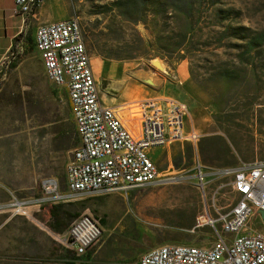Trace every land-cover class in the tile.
I'll return each instance as SVG.
<instances>
[{
	"label": "rangeland",
	"instance_id": "1",
	"mask_svg": "<svg viewBox=\"0 0 264 264\" xmlns=\"http://www.w3.org/2000/svg\"><path fill=\"white\" fill-rule=\"evenodd\" d=\"M143 1L76 0L102 99L121 105L171 92L189 104V124L202 137L163 148L158 165L175 178L168 183L128 195L70 193L66 170L75 148L67 147L76 128L68 94L46 76L36 30L28 31L25 45L15 44L0 66V210L7 211L0 212V255H6L0 264H72L77 258L80 264H137L143 252L163 243L197 237V244L210 246L207 219L216 214L214 200L217 208L233 200L231 170L264 156V45L251 43L264 41V0H192L194 32L183 46L179 24L157 15V0ZM162 153L159 147L155 156ZM199 163L208 173L205 190ZM45 177L57 179L67 197L43 204L70 203L78 216L101 219L103 234L86 255L68 247L67 230L58 233L39 218L41 205H32L29 215L10 205L14 197L44 196ZM177 187L196 188L197 202L140 201ZM9 213L17 214L15 222L1 226ZM249 227L261 230L264 223L254 217Z\"/></svg>",
	"mask_w": 264,
	"mask_h": 264
},
{
	"label": "built area",
	"instance_id": "2",
	"mask_svg": "<svg viewBox=\"0 0 264 264\" xmlns=\"http://www.w3.org/2000/svg\"><path fill=\"white\" fill-rule=\"evenodd\" d=\"M44 0H15L14 12L27 16ZM35 45L48 79L67 91L79 144L66 170L70 193L129 194L168 183L174 177L163 172L149 152L174 142L197 143L201 131L189 125V104L177 97H142L120 108L106 105L93 67L78 13L43 23L35 32ZM136 121L137 127L129 122ZM264 143V140H263ZM236 202L216 208L207 223L214 229L212 245L185 242L157 245L143 252L137 264H264V230L249 223L264 209V158L233 168ZM199 184L205 188L207 172L197 166ZM44 196L14 197L16 213L29 215L32 205L59 201L67 194L54 177L42 180ZM103 234L101 219L78 216L67 230L66 244L84 256Z\"/></svg>",
	"mask_w": 264,
	"mask_h": 264
},
{
	"label": "crops",
	"instance_id": "3",
	"mask_svg": "<svg viewBox=\"0 0 264 264\" xmlns=\"http://www.w3.org/2000/svg\"><path fill=\"white\" fill-rule=\"evenodd\" d=\"M14 6H15V0H0V66L3 62V60L6 58L9 51L12 49V47L15 44H24L25 45V38L30 30H36L37 27L43 23H48L51 21H55L58 19H62L65 17H69L72 14L76 12V0H44L43 3L35 8V10L30 13L27 16H23L22 14L15 13L14 12ZM35 32V31H33ZM168 96L164 97H173V93L169 92ZM165 95V94H163ZM137 99V98H135ZM134 100V99H132ZM106 105H109L111 107L120 108L121 105L117 104L114 105L112 103H108L106 100H103ZM131 101V100H129ZM127 101V102H129ZM124 104V103H123ZM190 121V118L188 119V122ZM190 125V124H189ZM194 126V125H191ZM176 143H191V142H174L172 144ZM196 144V143H192ZM170 145V144H169ZM167 145V146H169ZM167 146H161L162 154L159 157H156L155 154L157 153V150L159 147H155L150 150L149 154L151 158L158 164V160L162 157V155L165 153L164 149ZM264 146V143H263ZM257 158H264V156H256L254 160ZM252 160V161H254ZM248 161V162H252ZM247 163L246 161H241L237 163L234 168L240 167L241 165ZM159 166V165H158ZM204 166V165H203ZM207 167V166H205ZM207 172V171H206ZM208 174V173H207ZM232 183V181H231ZM205 190V188H204ZM217 191V190H216ZM197 195L198 190L196 188H188V187H177V188H171L170 192H160L157 199L153 200V196H150L149 194L143 195L140 198L141 202H152V203H174V202H197ZM239 197V194L234 191L233 200L232 202H236ZM231 202V203H232ZM214 211H216V202L214 200ZM3 206V205H2ZM7 213L6 210L1 209L0 212ZM163 216V215H162ZM160 216V217H162ZM212 216V215H210ZM17 217V214L9 213L7 214V217L5 221L1 224V226H4L8 223L15 222ZM259 215L255 216V219L257 223L260 225V222H262L261 218H258ZM208 224V223H207ZM262 227V225H261ZM213 229V228H212ZM261 228V230H263ZM211 235V241L214 242L216 238V234L214 229L212 232L207 233ZM53 237V236H52ZM184 241L183 239L179 240L178 242ZM189 243H196L194 245H199L198 238L197 237H191L189 239H186ZM186 243V242H185ZM69 247V246H68ZM72 251H74L71 247H69ZM75 253V252H74ZM6 255H0V259L5 258ZM72 264H80L79 258L77 259H70Z\"/></svg>",
	"mask_w": 264,
	"mask_h": 264
},
{
	"label": "trees",
	"instance_id": "4",
	"mask_svg": "<svg viewBox=\"0 0 264 264\" xmlns=\"http://www.w3.org/2000/svg\"><path fill=\"white\" fill-rule=\"evenodd\" d=\"M159 2L161 8L160 12H156L158 14H162L166 20H172L182 29V46L189 43L194 29V18L195 12L197 8H193L194 1L192 0H157ZM145 4H154L156 2H151V0H146L142 2ZM218 15H222L224 12L222 9H217ZM230 28V26H229ZM240 29H247V27H239ZM237 29V28H236ZM238 34V31L235 30ZM236 34V35H237ZM239 37V36H237ZM256 38L251 40L252 44H256V47H263L264 41L255 40ZM106 57H110L109 55H105ZM76 128V126H75ZM79 144V136L76 131V136L71 144L68 145V149L76 148ZM70 203H55V204H42L40 208L39 218L43 221H47V224L56 232L63 233L68 230L71 223L76 219L78 213L72 212L69 207ZM102 221L104 219L102 218Z\"/></svg>",
	"mask_w": 264,
	"mask_h": 264
},
{
	"label": "water",
	"instance_id": "5",
	"mask_svg": "<svg viewBox=\"0 0 264 264\" xmlns=\"http://www.w3.org/2000/svg\"><path fill=\"white\" fill-rule=\"evenodd\" d=\"M258 213L260 214V216H261V218H262V221H263V223H264V209H260V210L258 211Z\"/></svg>",
	"mask_w": 264,
	"mask_h": 264
},
{
	"label": "bare ground",
	"instance_id": "6",
	"mask_svg": "<svg viewBox=\"0 0 264 264\" xmlns=\"http://www.w3.org/2000/svg\"><path fill=\"white\" fill-rule=\"evenodd\" d=\"M159 65H160L162 68L164 67L162 63H159ZM172 180H175V178L171 179V181H172ZM155 214H156V215H161V216L163 215V214H161L160 212H156V211H155Z\"/></svg>",
	"mask_w": 264,
	"mask_h": 264
}]
</instances>
